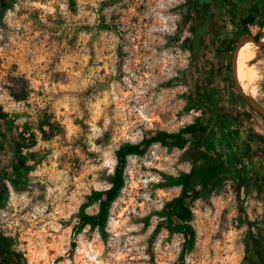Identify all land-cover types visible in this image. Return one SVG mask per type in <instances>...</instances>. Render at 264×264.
Masks as SVG:
<instances>
[{"label":"rangeland","instance_id":"374dc122","mask_svg":"<svg viewBox=\"0 0 264 264\" xmlns=\"http://www.w3.org/2000/svg\"><path fill=\"white\" fill-rule=\"evenodd\" d=\"M183 1L16 0L4 12L0 107L14 127L0 126V170L11 165L17 136L33 132L36 159L28 165L41 184L17 194L5 183L0 232L14 238L25 264H250L255 248H264V119L239 102L245 127L229 114L214 126L195 103L204 88L199 81L192 88L183 30L177 39L176 6ZM248 1L261 0H241L238 16ZM256 51L250 56L257 54L253 63L261 78L249 97L264 107V50ZM23 88L27 99L17 100L12 92ZM43 121L54 128L49 140L39 130ZM192 124L207 128L201 147L194 137L184 150L157 144L146 157L130 158L106 238L89 227L77 229L85 197L110 186L120 146L139 143L145 130L175 133ZM221 156L232 157L238 176L224 175L221 192L196 203V245L182 262L183 236L154 235L157 216L148 227L144 223L181 191L161 187L160 173L177 177L196 159ZM98 211L97 205L88 209Z\"/></svg>","mask_w":264,"mask_h":264},{"label":"trees","instance_id":"16d2710c","mask_svg":"<svg viewBox=\"0 0 264 264\" xmlns=\"http://www.w3.org/2000/svg\"><path fill=\"white\" fill-rule=\"evenodd\" d=\"M230 3L231 0H225ZM16 0L0 1V22L5 11L12 8ZM257 9V8H256ZM255 19H262L260 23L264 26V7L258 8L254 15L248 18L249 23H254ZM182 30L177 33V39H180ZM251 31L246 28L244 34ZM17 100H26L27 92L20 90L12 92ZM1 123L9 125L10 129L14 126L13 120L4 113L0 107V126ZM48 126L49 131L44 130ZM39 130L42 136L49 140L54 135L53 125L47 122L40 124ZM27 131H29L27 129ZM207 128L202 125H188L178 132L172 133L161 129H149L143 132V138L139 143H126L120 146L115 152L117 164L113 175L110 177V186L105 189H94L85 197V201L81 205L78 212V227L82 231L86 227L91 230H98L101 235L107 237V227L112 216L114 204L122 197L127 185V169L131 157L144 158L150 152V148L154 145H161L170 149L184 150L192 138L196 137V147H201V136L204 135ZM27 133V132H25ZM25 133L17 136L15 143V156L9 167H4L0 171V182L2 189L0 190V211L3 210L8 201L9 190L6 182H9L12 189L17 194L31 193L35 189L40 188L36 178L30 176L33 167L28 165L29 159L35 161L36 154L30 150L36 146V134L30 132V138H26ZM2 133L0 130V152L4 146L2 142ZM27 142V143H26ZM27 150V153H24ZM232 158V157H231ZM230 156L220 157L217 161L198 163V159L193 161L192 168L189 172H182L177 177L160 173L164 179L161 187H180V194L169 201H165L161 210H153L145 219V226L150 225V220L157 216L160 218L158 225L154 231V235H158L162 230L168 231L170 235L180 234L184 238L183 250L181 253V261L187 254L194 250L196 245L197 233L193 226L195 219L194 207L196 203L202 199H208L211 196H217L225 181L224 175L229 174L236 178L238 171L234 160L231 161ZM237 171V172H236ZM97 205L99 211L95 215L88 213V209ZM264 224V218H263ZM23 254L19 253L15 248V240L13 237L0 232V264H25Z\"/></svg>","mask_w":264,"mask_h":264},{"label":"flooded vegetation","instance_id":"af4514ba","mask_svg":"<svg viewBox=\"0 0 264 264\" xmlns=\"http://www.w3.org/2000/svg\"><path fill=\"white\" fill-rule=\"evenodd\" d=\"M240 2L241 0H231L230 3L225 0H184L176 6L180 27L184 31L181 48L187 52L188 69L193 75L192 88L195 81L202 83L204 88L201 98L195 99V103L211 118L214 126L225 124L229 114L245 127L238 114L239 102L254 110L235 88L233 58L238 42L244 36L250 35L257 41H264V26L260 25L262 19H255L252 24L247 21L258 8L264 7V0L246 2L244 14L238 16ZM253 27H259V32L253 33ZM246 28L251 33L244 34ZM260 49L264 50V47ZM230 108L235 113H230ZM250 264H264V248H255Z\"/></svg>","mask_w":264,"mask_h":264},{"label":"bare ground","instance_id":"6f19581e","mask_svg":"<svg viewBox=\"0 0 264 264\" xmlns=\"http://www.w3.org/2000/svg\"><path fill=\"white\" fill-rule=\"evenodd\" d=\"M257 46L251 42H246L239 50L237 54V79L241 89L246 95L255 96L257 89L255 87L259 78V72L254 61L257 54L250 56L257 52ZM250 56V57H249ZM249 57V58H248ZM247 59V60H246Z\"/></svg>","mask_w":264,"mask_h":264},{"label":"water","instance_id":"95a60500","mask_svg":"<svg viewBox=\"0 0 264 264\" xmlns=\"http://www.w3.org/2000/svg\"><path fill=\"white\" fill-rule=\"evenodd\" d=\"M1 1V0H0ZM248 41L253 42L257 47L263 48L264 47V41H257L254 37L247 35L244 36L237 45V48L234 52V58H233V69H234V75H235V88L239 95L243 98L244 101H246L259 115H261L264 118V108L257 103L253 98L247 96L244 91L241 89L238 79H237V54L238 50Z\"/></svg>","mask_w":264,"mask_h":264}]
</instances>
